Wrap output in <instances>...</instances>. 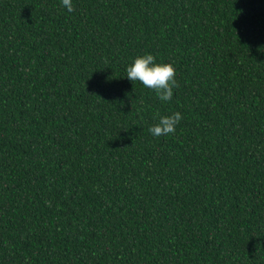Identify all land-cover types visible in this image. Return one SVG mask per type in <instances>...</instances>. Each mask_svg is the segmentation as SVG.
<instances>
[{"label": "trees", "instance_id": "1", "mask_svg": "<svg viewBox=\"0 0 264 264\" xmlns=\"http://www.w3.org/2000/svg\"><path fill=\"white\" fill-rule=\"evenodd\" d=\"M72 3L0 0V264H264V0Z\"/></svg>", "mask_w": 264, "mask_h": 264}, {"label": "clouds", "instance_id": "2", "mask_svg": "<svg viewBox=\"0 0 264 264\" xmlns=\"http://www.w3.org/2000/svg\"><path fill=\"white\" fill-rule=\"evenodd\" d=\"M61 4L67 11H74L72 0H61ZM126 77L134 84L139 82L144 88L153 90L161 101L171 100L174 88L179 87L174 65L172 63H157L156 57L151 53L137 56L126 68ZM156 115L159 117L158 123L149 129L155 137L175 133L176 126L183 119L180 112L164 116H160L157 112Z\"/></svg>", "mask_w": 264, "mask_h": 264}]
</instances>
